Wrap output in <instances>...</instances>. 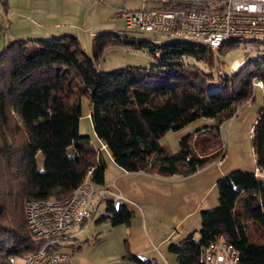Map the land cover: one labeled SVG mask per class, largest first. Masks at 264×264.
<instances>
[{
    "label": "trees",
    "instance_id": "trees-1",
    "mask_svg": "<svg viewBox=\"0 0 264 264\" xmlns=\"http://www.w3.org/2000/svg\"><path fill=\"white\" fill-rule=\"evenodd\" d=\"M239 42L212 49L197 41L152 42L102 32L92 39L91 55L72 34L5 43L0 52V258L27 255L41 243L26 222L27 199L63 198L85 177L104 184L102 150L79 132L83 97L96 137L126 171L185 176L222 158L221 125L254 98L256 87L264 95V49L254 47L229 72L221 69L220 56ZM110 45L146 50L154 62L99 70L95 64ZM193 124L179 136L177 150L160 143L166 132ZM250 144L258 172L234 168L217 179V204L200 211L197 236L191 232L169 245L176 264H202L201 248L219 234L239 250L244 264H264V101ZM132 217L126 204L107 199L98 221L129 225Z\"/></svg>",
    "mask_w": 264,
    "mask_h": 264
},
{
    "label": "crops",
    "instance_id": "crops-1",
    "mask_svg": "<svg viewBox=\"0 0 264 264\" xmlns=\"http://www.w3.org/2000/svg\"><path fill=\"white\" fill-rule=\"evenodd\" d=\"M153 2L160 5L156 0L23 1V4H26L27 10L30 13L31 24L20 23V25H17L20 32L14 34L13 39L49 38L63 34H72L79 39L80 44H82L81 39H83V37L90 43L93 37L98 33H120L123 28L127 27L124 16L117 12L118 8L137 9L150 6ZM140 37L150 39V36ZM260 91L261 96H264L262 95L261 88ZM255 97L256 94H254V98L251 101L238 108L236 113L227 120L234 121L233 132L237 133L236 137L238 136L237 140L239 142L240 135H243L242 138L246 137L245 134L240 133L244 125L248 127V138L250 141V131L256 118L258 108L262 104V102H260L259 105L256 104L255 107H253ZM262 101H264V97H262ZM88 111L89 105L87 102V114ZM204 122L210 123L211 121L207 120ZM226 122L221 125L220 132ZM199 123L202 122H198L197 124ZM194 126H196V124L187 127L181 132H177L176 137H179L182 133ZM244 131L245 130H243V132ZM225 136L227 139L228 135ZM102 145L104 144L100 142V149L106 150V148H102ZM224 145L226 150L227 145ZM226 152L227 151H225L223 157L226 156ZM107 159L108 161H106L105 158L106 168L104 171V184L99 186L94 184V186L98 188L109 185L112 191H119L122 198H114L112 194L108 192L105 194V202H107V199H111L114 204H126L127 207L133 211V217L129 225L118 224L112 226L108 220L103 219L98 221L105 213V203L102 213L97 218H95L94 215L86 227L89 228L91 222L94 220L95 225L94 228L90 230V235L87 233L86 237L82 240H79L76 235L62 245L63 248L71 254V264H170V255L174 257L176 264V256L169 250V245L171 243L180 242L189 233L195 231H189V228H185L184 231L179 232L177 227H181L186 218L197 215L199 210L209 209L212 205L217 203V179L234 168L249 169L258 172V170H256L253 153H248L246 159L244 157H239L238 151L234 146L231 148L230 158L225 165L221 163L222 158H220L191 174L179 176L177 178L173 176L164 177L150 174L146 171H126L117 166L110 155ZM176 181L178 183L171 186V182ZM150 188L153 190L160 188L163 191L165 190V193H171V195H173L172 199L177 200L176 202L180 212L179 220L175 224L176 231L174 232L171 230L165 237L159 238L160 240L158 239L157 244L151 241L148 232L149 218L147 209L149 206L146 204L144 206L137 202L138 197L141 200L145 198L144 194L146 191L148 192ZM115 199L118 200V202H116ZM182 209L184 212H181ZM134 217L135 220L133 221ZM133 224L135 226H133ZM82 231L85 232L84 230ZM102 232H106L105 237L100 236ZM130 254L143 261H138L131 257Z\"/></svg>",
    "mask_w": 264,
    "mask_h": 264
},
{
    "label": "built area",
    "instance_id": "built-area-1",
    "mask_svg": "<svg viewBox=\"0 0 264 264\" xmlns=\"http://www.w3.org/2000/svg\"><path fill=\"white\" fill-rule=\"evenodd\" d=\"M156 1L160 3L157 7L118 8L117 12L129 27L155 30L161 37L195 36L212 49L229 40H264V0ZM108 192L122 198L109 185L96 188L85 177L63 198L27 199L26 222L41 243L27 255L0 258V264H71V254L62 245L87 227ZM200 257L202 264H244L239 250L222 234L201 248Z\"/></svg>",
    "mask_w": 264,
    "mask_h": 264
},
{
    "label": "rangeland",
    "instance_id": "rangeland-1",
    "mask_svg": "<svg viewBox=\"0 0 264 264\" xmlns=\"http://www.w3.org/2000/svg\"><path fill=\"white\" fill-rule=\"evenodd\" d=\"M23 1L26 2L27 0H0V52L2 51L5 43H7L9 40H13L14 38L13 35L18 34L20 32L19 28H17V25H20V23L31 24L30 13L27 10L26 4H23ZM157 6H159V4L153 2L152 4H150V6L147 7H157ZM130 9H134V8H130ZM120 33L132 35L136 38L137 37L146 38L140 36H150V41L152 42H162V41H170V40L201 42L199 38L190 35H173L171 37H161L158 31L155 30L146 31L138 28V26H131V27L127 26L123 28ZM84 40H86L85 37L81 39L82 50L86 54L91 55L92 40L90 43H88L87 40L86 41ZM254 47L264 49V41H262L261 39L247 40V42L240 41L238 45L229 48L219 58V60L221 61L220 63L221 69L225 72L231 71L232 68L237 67L243 61V59L247 57V53L250 52ZM152 62H154L153 55L149 54L146 50L136 49L128 45H110L103 50L99 61L95 65L99 70L107 71L119 67H124L127 65L147 67ZM255 94L256 97L255 100L253 101V107H255L256 104L259 105L260 102H262L260 88H256ZM86 110H87V100L85 97H83L81 101V116L79 118V126H78L79 132L80 134L88 135L90 142L95 147H99L100 142L94 133L91 119L89 115L86 113ZM232 121H227L221 130L222 143L227 145L226 156L222 157L221 159L222 161L221 163H224V165L230 158V151L233 146L237 149L239 157H244L246 159V155H248V153H253L248 138L249 136L248 127H246L245 125L242 127V131L240 133L245 134L246 137L242 138L243 135H240L239 137L240 142H239L237 140L238 136L236 137L237 133L233 132L234 121L233 122ZM243 130L245 131L243 132ZM176 133L177 132L174 131L166 132L159 139L160 143L166 145L172 151L177 150L179 145V139H178L179 137H176ZM225 135H228L227 138L228 142ZM102 151L106 158V161H108L107 157H109V153L105 149H102ZM147 154L150 153L147 152ZM37 167L40 170H42L43 168V155L41 153L37 154ZM260 173L261 175H264V173L262 172ZM173 177L177 178L179 176H173ZM177 183H178L177 181L171 182V186L176 185ZM164 191L160 188L159 189L156 188L155 190L150 188L148 192L147 191L145 192L144 194L145 198L141 200L138 197L137 199V202L139 204L141 203L144 206L145 204L149 206V208L147 209L148 218H149L148 232L150 234L151 241L154 242L155 244H157L159 238L165 237L167 234H169V232H171V230H173L174 232L176 231L175 224L179 220V216H180L179 207L177 206V202H176L177 200L172 199L173 195H171V193L168 192L165 193ZM114 192L119 193V191H114ZM216 199H217V195H216ZM116 202H118V200H116ZM105 203H106L105 200H102L99 203L100 205L95 213V218H97L102 213ZM216 204L212 205V207L210 208H213L214 206H216ZM200 211L201 210L197 212V215L186 218L181 227L176 226L178 231L182 232L185 230V228H189V231L195 230L194 234L197 235V230L200 227ZM181 212H184V210L182 209ZM134 220L135 217L133 218V221ZM94 223L95 222L93 220L89 228L85 227L83 229L85 232L82 231L81 233L77 234V238L79 240H82L86 237L87 233H89L88 235H90L91 234L90 230L94 228L95 225ZM133 226L135 225L133 224ZM100 236L105 237L106 232L100 233ZM170 257H171L170 264H175L174 257L171 255Z\"/></svg>",
    "mask_w": 264,
    "mask_h": 264
}]
</instances>
